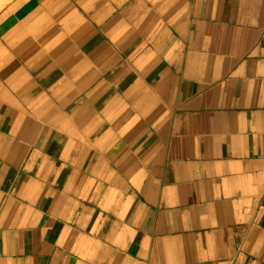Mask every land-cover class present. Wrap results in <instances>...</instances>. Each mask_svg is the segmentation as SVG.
Returning <instances> with one entry per match:
<instances>
[{"label":"crops","instance_id":"crops-1","mask_svg":"<svg viewBox=\"0 0 264 264\" xmlns=\"http://www.w3.org/2000/svg\"><path fill=\"white\" fill-rule=\"evenodd\" d=\"M0 264H264V0L2 6Z\"/></svg>","mask_w":264,"mask_h":264},{"label":"rangeland","instance_id":"rangeland-1","mask_svg":"<svg viewBox=\"0 0 264 264\" xmlns=\"http://www.w3.org/2000/svg\"><path fill=\"white\" fill-rule=\"evenodd\" d=\"M4 1V2H3ZM9 0H0V8L4 6Z\"/></svg>","mask_w":264,"mask_h":264},{"label":"bare ground","instance_id":"bare-ground-1","mask_svg":"<svg viewBox=\"0 0 264 264\" xmlns=\"http://www.w3.org/2000/svg\"><path fill=\"white\" fill-rule=\"evenodd\" d=\"M4 2V1H3Z\"/></svg>","mask_w":264,"mask_h":264}]
</instances>
